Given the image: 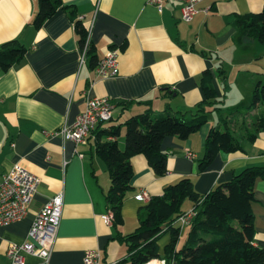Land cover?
Returning a JSON list of instances; mask_svg holds the SVG:
<instances>
[{"label": "crops", "instance_id": "1", "mask_svg": "<svg viewBox=\"0 0 264 264\" xmlns=\"http://www.w3.org/2000/svg\"><path fill=\"white\" fill-rule=\"evenodd\" d=\"M62 1L87 28L97 62L110 50H120L119 74L100 78L97 63L88 56L81 65L80 38L64 8L36 29L37 0H0V47L18 42L28 49L23 60L10 69L0 67V177L20 164L41 179L27 216L0 228V264H12L8 248L26 242L35 217L57 194H63L64 207L50 264H85L88 250L98 251L103 264H131L128 246L120 235H129L139 226V215L148 202L136 200L138 194L146 191L150 199L160 196L167 186L184 178L193 181L199 194H208L244 169L264 166V133L255 142L244 141L240 152L218 154L200 173L205 141L220 120L215 111L188 139H164L161 150L168 155L165 176L155 175L144 156H135L132 189L124 201L119 226L114 220L112 225L104 221L110 212L106 194L111 178L96 153L97 143L116 141L124 150L125 123L130 118L148 111L163 116L196 108L206 99L201 81L207 71L223 102L219 106L224 115L246 108L250 101L242 104L245 97L240 92L245 88L253 95L264 73V47L240 35L235 21L261 12L264 0H200L199 12L189 23L182 21L183 4L177 0H166L161 11L147 0ZM95 97L116 106L112 120L98 128L119 127L118 137H99L95 132L85 143L76 144L57 134ZM194 205L186 200L182 209L187 214ZM252 209L254 245L264 248L262 179L256 181ZM173 225L180 228L177 249H181L190 225L182 226L178 220ZM170 242V232L159 240L162 257ZM39 262L34 256L25 258V264Z\"/></svg>", "mask_w": 264, "mask_h": 264}, {"label": "trees", "instance_id": "2", "mask_svg": "<svg viewBox=\"0 0 264 264\" xmlns=\"http://www.w3.org/2000/svg\"><path fill=\"white\" fill-rule=\"evenodd\" d=\"M38 11L34 19L36 29L64 8L75 24L84 49L88 30L71 7H64L62 0H37ZM237 32L245 38L256 40L264 47V8L259 13L239 16L235 21ZM28 49L18 42L0 47V67L10 69L19 63ZM87 56L98 64L96 51L90 44ZM206 99L196 108L153 116L150 111L126 121V147L120 149L118 142H98L96 153L107 165L111 186L106 194L108 209L114 214V224L123 223L122 207L132 189L134 167L132 159L144 156L155 175L163 177L168 172V155L161 150L166 137L188 139L208 123V114L219 112L218 126L211 128L205 141V153L199 161V172H204L220 153H236L243 150V142H255L264 133V73L257 83L250 104L224 115L219 106L212 84V75L207 71L202 77ZM95 134V133H94ZM96 134L118 137L116 126L96 130ZM264 180L263 167H249L222 183L208 194H199L190 178L167 186L160 196L152 197L139 215L138 228L129 235H120L128 246L131 264H146L155 259H164L167 264H264V248L254 245L256 229L252 204L255 201V184ZM194 202L197 216L190 224L186 243L177 249L180 228L173 223L186 213L183 203ZM171 233V242L162 257L159 240Z\"/></svg>", "mask_w": 264, "mask_h": 264}, {"label": "built area", "instance_id": "3", "mask_svg": "<svg viewBox=\"0 0 264 264\" xmlns=\"http://www.w3.org/2000/svg\"><path fill=\"white\" fill-rule=\"evenodd\" d=\"M165 1L147 0V3L161 11ZM177 1L183 4L182 21L191 22L199 12L197 4L200 0ZM89 45L88 37L85 47L81 51V65L87 59ZM119 56L120 50L113 49L98 62L96 72L100 78L114 77L119 74ZM115 109L116 106L106 99L89 98L86 110L73 123H65L57 131V134L69 142L85 143L101 124L112 120ZM40 183L41 179L38 176L20 164H16L9 173L0 177V228L19 222L27 216ZM136 200L149 203L150 196L146 191H142L136 196ZM63 207V194H57L45 204L35 217L26 242L20 245L12 244L8 248L7 256L12 264H25L27 255L38 258L39 264H50L62 220ZM196 216L197 212L193 210L181 216L178 221L182 226L190 225ZM113 220L114 214L110 211L104 217V221L106 224L112 225ZM84 263L103 264L99 252L95 250L85 252ZM146 264H167V262L164 259H155Z\"/></svg>", "mask_w": 264, "mask_h": 264}, {"label": "rangeland", "instance_id": "4", "mask_svg": "<svg viewBox=\"0 0 264 264\" xmlns=\"http://www.w3.org/2000/svg\"><path fill=\"white\" fill-rule=\"evenodd\" d=\"M233 79H234V76H233ZM242 85H245V84L242 83ZM239 89H240V91H241V88H240V87H239ZM242 89H243V90H242V92H240V93H241V95H242L243 97H245V98H244V101H245V102H242V104H247V103H249V101H251V99H252L251 92L246 91L245 88H242ZM243 97L240 98L242 101H243ZM242 110L245 111V109H243V108H242Z\"/></svg>", "mask_w": 264, "mask_h": 264}]
</instances>
